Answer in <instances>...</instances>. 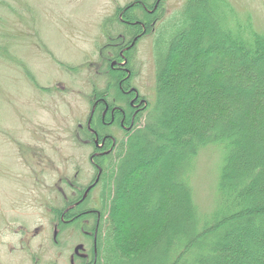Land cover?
I'll list each match as a JSON object with an SVG mask.
<instances>
[{
	"label": "trees",
	"instance_id": "obj_1",
	"mask_svg": "<svg viewBox=\"0 0 264 264\" xmlns=\"http://www.w3.org/2000/svg\"><path fill=\"white\" fill-rule=\"evenodd\" d=\"M182 8L153 34L145 120L99 159L104 264H264V33L229 0ZM209 146L227 155L218 208L203 222L189 176Z\"/></svg>",
	"mask_w": 264,
	"mask_h": 264
},
{
	"label": "rangeland",
	"instance_id": "obj_2",
	"mask_svg": "<svg viewBox=\"0 0 264 264\" xmlns=\"http://www.w3.org/2000/svg\"><path fill=\"white\" fill-rule=\"evenodd\" d=\"M135 1L0 0V264H71L79 244L90 248L73 225L55 244V214L64 208L63 195L71 197L72 186L85 189L97 176L91 163L95 148L83 131L94 98L112 80L106 60L122 43L120 36L132 32L122 12L128 8L151 28L154 15L130 7ZM186 1L164 0L156 29L175 21ZM229 1L239 18H250L253 29L264 33V0ZM174 30L168 28L162 39L170 40ZM155 44L148 34L134 49L135 70L141 71L134 83L149 105L156 91ZM126 136L122 130L115 134L118 141ZM226 155L222 146L207 147L189 176L203 222L218 208ZM158 165L147 167L158 170Z\"/></svg>",
	"mask_w": 264,
	"mask_h": 264
},
{
	"label": "flooded vegetation",
	"instance_id": "obj_3",
	"mask_svg": "<svg viewBox=\"0 0 264 264\" xmlns=\"http://www.w3.org/2000/svg\"><path fill=\"white\" fill-rule=\"evenodd\" d=\"M163 1L137 0L130 6L142 7L145 14L154 15L151 30L147 29L146 24L140 21L131 23V26H138L141 29L138 28L139 30L136 32L130 31L131 34L128 33L129 36L121 35L122 43L113 44L115 45V52L114 54L110 53L106 60L109 63V74H112V80L106 92L94 98L91 116L88 119V131L86 132L85 129L83 131L87 138L90 139L88 143L95 148V152L91 156V163L97 171V176L94 180H91L90 185L85 189L72 186L73 193H71V197L63 195L64 208L63 210H58L55 214L58 220V225L54 228L55 244H60L58 238L63 242L64 230L69 225L75 226V230L83 233L88 240V247L90 248H87L85 244H79L74 250L71 264L105 263L102 257L104 255L103 244H105L103 238L105 237L101 236L100 238L99 229L104 219L101 217L100 210L101 195L95 199L91 197L92 192L100 186L103 173L102 166L97 160L107 158L114 152L119 142L115 138L116 132L122 130L126 134L131 133L132 130L139 126L141 118L149 107L147 96L141 94V87H136L134 83L141 75L140 70H135L134 49L144 36L149 34L150 37L151 34L156 32V27L160 22L159 20H161L160 14L165 13ZM128 11V8L124 9L122 14ZM149 30L151 31L150 33H148ZM98 111L101 113L99 116H97ZM100 131L104 132L102 137L100 136ZM97 180L99 181L98 183ZM78 247L82 248L77 251ZM101 258L102 260H100Z\"/></svg>",
	"mask_w": 264,
	"mask_h": 264
},
{
	"label": "water",
	"instance_id": "obj_4",
	"mask_svg": "<svg viewBox=\"0 0 264 264\" xmlns=\"http://www.w3.org/2000/svg\"><path fill=\"white\" fill-rule=\"evenodd\" d=\"M98 182H99V181L97 180V183H98ZM97 183H96V184H97ZM96 184H95V185H96ZM81 248H82V247H78V248H77V251H78L79 249H81Z\"/></svg>",
	"mask_w": 264,
	"mask_h": 264
}]
</instances>
